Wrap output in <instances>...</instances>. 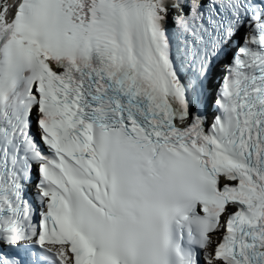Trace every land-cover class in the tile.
Here are the masks:
<instances>
[{
  "label": "snow or ice",
  "instance_id": "snow-or-ice-1",
  "mask_svg": "<svg viewBox=\"0 0 264 264\" xmlns=\"http://www.w3.org/2000/svg\"><path fill=\"white\" fill-rule=\"evenodd\" d=\"M0 264H264V0H0Z\"/></svg>",
  "mask_w": 264,
  "mask_h": 264
}]
</instances>
